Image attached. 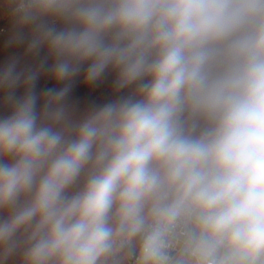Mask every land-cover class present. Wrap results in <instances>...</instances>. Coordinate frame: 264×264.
I'll return each mask as SVG.
<instances>
[{
	"label": "clouds",
	"instance_id": "obj_1",
	"mask_svg": "<svg viewBox=\"0 0 264 264\" xmlns=\"http://www.w3.org/2000/svg\"><path fill=\"white\" fill-rule=\"evenodd\" d=\"M0 12V264H264V0Z\"/></svg>",
	"mask_w": 264,
	"mask_h": 264
},
{
	"label": "trees",
	"instance_id": "obj_2",
	"mask_svg": "<svg viewBox=\"0 0 264 264\" xmlns=\"http://www.w3.org/2000/svg\"><path fill=\"white\" fill-rule=\"evenodd\" d=\"M4 14L0 12V65H2L10 56L12 55H22L23 49H5L4 43L7 40L9 35V25L6 19L2 17ZM26 63H31V58H26ZM114 76L109 74L102 82L98 83L92 87H84L81 82H78L76 87L73 90V100L77 103V105L81 108H86L91 102L95 103H103L111 99H115L116 96L112 92V81ZM82 80L78 78V81ZM60 85L56 84L54 81L47 77H41V79L37 82V92L40 93L43 89L48 87H59ZM23 89H19L17 91V95H22ZM127 92H122L120 95H126ZM7 109L0 106V116L7 115Z\"/></svg>",
	"mask_w": 264,
	"mask_h": 264
}]
</instances>
